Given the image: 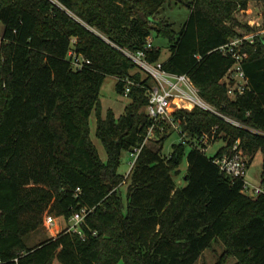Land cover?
<instances>
[{
	"label": "trees",
	"instance_id": "trees-1",
	"mask_svg": "<svg viewBox=\"0 0 264 264\" xmlns=\"http://www.w3.org/2000/svg\"><path fill=\"white\" fill-rule=\"evenodd\" d=\"M169 1L0 0V264H196L215 242L225 246L222 261L264 264V195L243 192L244 180L214 162L237 140L250 161L264 150V39L242 45L248 86L234 97L224 78L235 60L218 49L239 34L236 26L244 25L235 14L250 0H192L179 31L158 17ZM153 32L169 41L166 70L189 74L207 101L262 134L200 107L178 109L181 139L164 153L176 130L165 123L170 131L161 135L164 122L154 125L144 111L153 79L112 44L143 49ZM71 48L90 62L75 69ZM147 53L158 61L161 48ZM108 75L118 78L121 95L132 82L119 116L102 107ZM93 112L106 160L91 138ZM153 125L157 147L145 143ZM216 125L223 144L214 154L193 146ZM136 148L125 175L123 152ZM185 154L186 182L179 185ZM83 210L80 234L69 229L70 218ZM47 212L68 224L29 245L26 237Z\"/></svg>",
	"mask_w": 264,
	"mask_h": 264
},
{
	"label": "built area",
	"instance_id": "built-area-1",
	"mask_svg": "<svg viewBox=\"0 0 264 264\" xmlns=\"http://www.w3.org/2000/svg\"><path fill=\"white\" fill-rule=\"evenodd\" d=\"M246 10L247 9H241L240 12H244ZM68 12L75 18L79 19L73 12ZM262 13L264 15V8ZM250 26L254 28V23H250ZM257 26L258 27L252 31H239V34L232 38L228 43L218 47L224 55H230L235 60V63L230 67L224 78V80L229 84L228 93L231 97H234L236 94H243L247 90L248 77L242 64L244 55L241 53V47L246 41L254 42L258 36L264 39V19L261 23H258ZM92 30L96 34L107 39V37H105L100 31L96 29ZM72 42L74 44L76 42V38H73ZM112 44L126 57L133 61L138 68L153 79L154 84L148 90L149 100L145 106V111L147 115L153 119L154 125L167 122L170 123L177 132H180L181 128L175 122L173 113L178 109L192 110L195 107H200L219 117H222L234 125L249 128L262 134V131L251 128L242 121L224 114L216 106L207 101L202 96L200 87L195 83L189 74L175 73L166 70L162 60H149L147 50L153 48L154 46L152 35L147 37L145 47L139 50H131L120 47L115 43ZM68 55L75 69H81L84 65L90 62V60L86 59L83 55L78 54L73 48L69 50ZM127 83L128 85L125 87L124 92V95L126 96H128L130 91L129 84L132 82L127 80ZM171 107L174 109L171 110ZM154 125L149 129L145 143H147V141L154 136ZM216 129L217 125L210 133L204 132L201 136L194 139L193 146H197L202 151L209 152L208 150L210 146H212L217 139ZM184 137L185 135L182 136L183 139ZM140 151L141 148L135 149V159L131 164V168L134 165ZM249 161L250 157L241 147L240 140H237L231 148L227 149L221 156L214 159V162L219 166L220 170L227 173L234 179L242 178L244 180L242 188L243 192L251 196H257L260 194L264 195V183L261 185H254L246 180ZM86 213V210L76 212L70 218L69 229L82 234L80 226L84 221ZM55 222L56 217L47 212L44 216V223L51 226Z\"/></svg>",
	"mask_w": 264,
	"mask_h": 264
},
{
	"label": "rangeland",
	"instance_id": "rangeland-1",
	"mask_svg": "<svg viewBox=\"0 0 264 264\" xmlns=\"http://www.w3.org/2000/svg\"><path fill=\"white\" fill-rule=\"evenodd\" d=\"M192 0H170L167 2L163 8L161 9V13L158 15V17H164L166 18L170 23H173V28L176 31H179L183 24L188 20V17L190 15V4ZM249 8H247L244 12H237L235 15L243 23V25H250V23H254V28L256 29L258 26V23H261L264 19V15L262 13L263 11V4L258 0H250L249 1ZM241 26H236V30L239 31H250L248 28ZM4 32V24L0 22V46H1V40ZM153 43L155 46H158L161 48V55L160 60L165 61L167 60L171 55L170 50V44L168 39L163 35H157L156 32H153ZM137 70V69H135ZM142 75L143 77L147 76V74L143 71ZM118 78L114 75H108L103 81V84L101 86V103L104 112L108 108H112L117 116L121 115L124 112L125 106L129 102V98L126 95H121L118 93L116 89ZM145 111V107H144ZM164 122L161 125L162 131L161 135L165 132L170 131V127L168 125L166 126ZM90 126H91V138L93 142L96 144L100 156L103 160L107 159V153L106 150L100 141V139L96 135V128H97V117L95 112L92 113L90 117ZM166 126V127H165ZM155 139V135L152 137ZM152 138L147 141L148 144L153 145L154 147H157L158 144L154 143L152 141ZM181 139V135L174 131L170 137L166 140L164 145V153L169 154L172 151L173 143H178ZM223 144V141L219 140L213 143L212 146L209 148V154H214L216 150ZM190 148L189 144H186V152ZM135 159V153L131 152L129 150L124 151L122 155V163L120 165V172L127 175V173L131 169V164ZM188 167L186 154L183 157V161L180 165L181 173L176 177L177 183L179 185H184L185 180L184 177L186 175V170ZM246 180L254 185H261L264 183V150L261 148L257 149L251 158V161L249 163V166L247 168V174H246ZM128 182L126 184H123L122 190H123V197L126 200V190H127ZM68 223L64 221L63 217H57L56 222L49 226L47 224H43L39 230L36 232L30 234L26 237V242L29 245H34L42 240L50 237L55 236L58 234L59 231H61ZM225 246L222 243H214L211 247L207 248L199 260L196 262V264H236L237 260L234 257L224 258L222 261V254L224 252ZM221 261V262H220ZM220 262V263H219Z\"/></svg>",
	"mask_w": 264,
	"mask_h": 264
},
{
	"label": "bare ground",
	"instance_id": "bare-ground-1",
	"mask_svg": "<svg viewBox=\"0 0 264 264\" xmlns=\"http://www.w3.org/2000/svg\"><path fill=\"white\" fill-rule=\"evenodd\" d=\"M170 109H171V110H173L174 108H173V107H171Z\"/></svg>",
	"mask_w": 264,
	"mask_h": 264
},
{
	"label": "water",
	"instance_id": "water-1",
	"mask_svg": "<svg viewBox=\"0 0 264 264\" xmlns=\"http://www.w3.org/2000/svg\"><path fill=\"white\" fill-rule=\"evenodd\" d=\"M186 178H187V176H186Z\"/></svg>",
	"mask_w": 264,
	"mask_h": 264
}]
</instances>
